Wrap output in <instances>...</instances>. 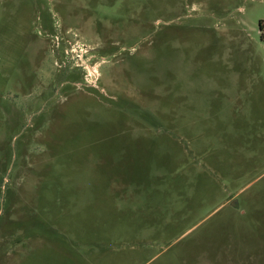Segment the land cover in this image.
<instances>
[{
	"label": "rangeland",
	"instance_id": "rangeland-1",
	"mask_svg": "<svg viewBox=\"0 0 264 264\" xmlns=\"http://www.w3.org/2000/svg\"><path fill=\"white\" fill-rule=\"evenodd\" d=\"M0 264H264V0H0Z\"/></svg>",
	"mask_w": 264,
	"mask_h": 264
},
{
	"label": "water",
	"instance_id": "water-1",
	"mask_svg": "<svg viewBox=\"0 0 264 264\" xmlns=\"http://www.w3.org/2000/svg\"><path fill=\"white\" fill-rule=\"evenodd\" d=\"M233 206H236V201L234 200V201H232V203H231Z\"/></svg>",
	"mask_w": 264,
	"mask_h": 264
}]
</instances>
